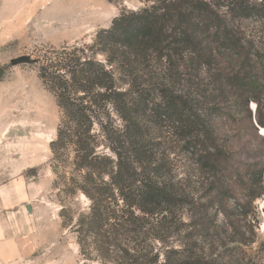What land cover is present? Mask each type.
<instances>
[{"label":"trees","instance_id":"1","mask_svg":"<svg viewBox=\"0 0 264 264\" xmlns=\"http://www.w3.org/2000/svg\"><path fill=\"white\" fill-rule=\"evenodd\" d=\"M144 2L38 59L54 185L90 202L63 225L85 264H264V150L234 143L264 128V0Z\"/></svg>","mask_w":264,"mask_h":264},{"label":"rangeland","instance_id":"2","mask_svg":"<svg viewBox=\"0 0 264 264\" xmlns=\"http://www.w3.org/2000/svg\"><path fill=\"white\" fill-rule=\"evenodd\" d=\"M145 5L144 0H0V208H6L11 223L18 221V210L35 215L26 230L37 235L38 263L85 264L76 234L64 227L60 212L69 209L75 222L90 206L84 195L66 197L54 185L50 143L62 114L39 77L38 59L51 48L91 43L123 9L139 10ZM253 35L264 48V32L253 30ZM23 57L33 63L11 64ZM250 110L254 116L255 104ZM256 128L257 132L244 129L241 139L234 137L235 145L250 141L264 150V128ZM254 207L260 216L257 232L264 240V198L257 199ZM257 249L255 245L250 253L256 255Z\"/></svg>","mask_w":264,"mask_h":264},{"label":"crops","instance_id":"3","mask_svg":"<svg viewBox=\"0 0 264 264\" xmlns=\"http://www.w3.org/2000/svg\"><path fill=\"white\" fill-rule=\"evenodd\" d=\"M5 209L0 208V264H41L36 259L37 235L26 230L27 222H34L35 215L26 216L18 210V221L11 223Z\"/></svg>","mask_w":264,"mask_h":264},{"label":"water","instance_id":"4","mask_svg":"<svg viewBox=\"0 0 264 264\" xmlns=\"http://www.w3.org/2000/svg\"><path fill=\"white\" fill-rule=\"evenodd\" d=\"M21 63L32 64L33 61H31L29 57H23V58H19V59H17V60H13V61L11 62V64H12L13 66L18 65V64H21ZM28 210L31 211L30 207L28 208Z\"/></svg>","mask_w":264,"mask_h":264}]
</instances>
